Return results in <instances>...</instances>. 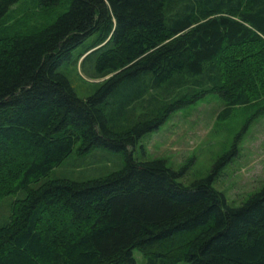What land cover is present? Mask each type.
Segmentation results:
<instances>
[{
  "label": "trees",
  "instance_id": "obj_1",
  "mask_svg": "<svg viewBox=\"0 0 264 264\" xmlns=\"http://www.w3.org/2000/svg\"><path fill=\"white\" fill-rule=\"evenodd\" d=\"M25 1L0 0V29ZM27 1L68 7L0 35V204L16 196L0 205V264H137L138 252L144 264H264V184L237 206L215 186L240 134L188 184L191 161L176 169L134 155L209 94L226 103L218 119L253 103L249 75L264 87V0ZM91 56L90 79L104 80L81 97L61 69ZM78 142L81 154L102 147L125 161L84 180L49 178Z\"/></svg>",
  "mask_w": 264,
  "mask_h": 264
},
{
  "label": "rangeland",
  "instance_id": "obj_2",
  "mask_svg": "<svg viewBox=\"0 0 264 264\" xmlns=\"http://www.w3.org/2000/svg\"><path fill=\"white\" fill-rule=\"evenodd\" d=\"M67 7L68 3L64 1L62 6L50 8L49 13L40 7L33 8L26 0L22 5L21 3L16 5L14 11L4 20L0 35L11 36L19 32L32 31L37 24L40 25L39 27L47 25L62 11H66ZM85 44L79 46L73 54L82 52ZM94 57H89L83 68L79 65L67 64L61 69L81 97L93 92L104 80L90 79V74H95ZM242 75L234 74L232 77L238 78ZM249 77L251 78L249 84H251L248 85L255 90L252 92L251 105L234 109L226 119H218L226 103L219 95L209 94L197 103L175 112L158 130L147 133L140 141L143 147L139 144L134 155L143 160L164 157L169 165L176 169L181 168L187 161H191L183 179L188 184L195 179L205 177L216 159L231 149L237 141L236 136L240 134L237 142L238 155L224 169L215 186L225 192L231 205L241 204L264 184V114L253 116L259 105H264V87L262 79L250 75ZM250 116L253 119L245 126ZM79 145L80 142L69 157L52 170L49 178L66 177L84 180L117 169L125 161L124 153L113 152L102 147H96L89 153L81 154L78 151ZM5 150L12 153L15 149L8 147ZM15 197L14 195L4 197L1 200V209L11 204ZM136 254L137 264H144L143 254L140 252ZM172 264L190 263L181 261Z\"/></svg>",
  "mask_w": 264,
  "mask_h": 264
}]
</instances>
